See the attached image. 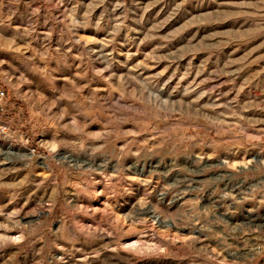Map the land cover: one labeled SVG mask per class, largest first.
<instances>
[{
    "label": "rangeland",
    "instance_id": "374dc122",
    "mask_svg": "<svg viewBox=\"0 0 264 264\" xmlns=\"http://www.w3.org/2000/svg\"><path fill=\"white\" fill-rule=\"evenodd\" d=\"M0 86V264H264V0H0Z\"/></svg>",
    "mask_w": 264,
    "mask_h": 264
},
{
    "label": "built area",
    "instance_id": "2783aa9c",
    "mask_svg": "<svg viewBox=\"0 0 264 264\" xmlns=\"http://www.w3.org/2000/svg\"><path fill=\"white\" fill-rule=\"evenodd\" d=\"M11 103L7 99V91L0 86V140L9 136L12 132L11 124L4 117L10 112Z\"/></svg>",
    "mask_w": 264,
    "mask_h": 264
},
{
    "label": "bare ground",
    "instance_id": "6f19581e",
    "mask_svg": "<svg viewBox=\"0 0 264 264\" xmlns=\"http://www.w3.org/2000/svg\"><path fill=\"white\" fill-rule=\"evenodd\" d=\"M10 147H11V146H10ZM154 219H155V220H157V219H158V221H160V217H159V216H157V215L154 217ZM160 222H161V221H160Z\"/></svg>",
    "mask_w": 264,
    "mask_h": 264
}]
</instances>
